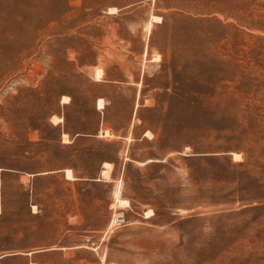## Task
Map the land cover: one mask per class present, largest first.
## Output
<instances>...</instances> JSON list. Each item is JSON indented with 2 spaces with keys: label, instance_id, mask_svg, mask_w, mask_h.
Segmentation results:
<instances>
[{
  "label": "rangeland",
  "instance_id": "obj_1",
  "mask_svg": "<svg viewBox=\"0 0 264 264\" xmlns=\"http://www.w3.org/2000/svg\"><path fill=\"white\" fill-rule=\"evenodd\" d=\"M0 183V264H264V0H0Z\"/></svg>",
  "mask_w": 264,
  "mask_h": 264
},
{
  "label": "bare ground",
  "instance_id": "obj_2",
  "mask_svg": "<svg viewBox=\"0 0 264 264\" xmlns=\"http://www.w3.org/2000/svg\"><path fill=\"white\" fill-rule=\"evenodd\" d=\"M113 8H111V10H112ZM154 19L156 20V21H161L162 20V17L161 16H154ZM151 25H152V23H150L149 24V26H148V30H151ZM96 74H97V77L98 78H101L102 76H103V74H104V70L102 69V68H100V67H98L97 68V71H96ZM62 102L63 103H69L70 102V96H68V95H64L63 97H62ZM99 108H102L104 105H103V99L101 98V99H99ZM53 120H54V122L55 123H58V122H60L61 120H62V118L61 117H59V116H56V115H54L53 117ZM111 133V132H110ZM147 133H149V131H147ZM146 133V134H147ZM104 134H109V132L108 131H104ZM35 136V135H34ZM34 136L32 137V138H34ZM65 136V138L64 139H66V136L67 135H64ZM235 154V157L236 158H238V157H240L241 155L239 154V153H234ZM236 160H238V159H236ZM105 166L110 170L111 169V163H109V162H106L105 163ZM73 170L72 169H70V168H68V169H66V175H67V178H69V179H74V175H73V172H72ZM108 172V171H107ZM0 185H1V183H0ZM121 203H123V204H126V205H129V200L128 199H122L121 200ZM1 212V211H0ZM148 213H149V215L148 216H151L152 214H153V211L152 210H149L148 211ZM120 221V220H119Z\"/></svg>",
  "mask_w": 264,
  "mask_h": 264
}]
</instances>
